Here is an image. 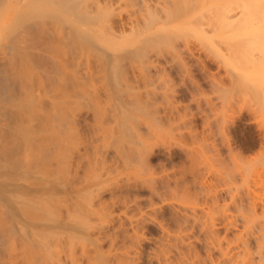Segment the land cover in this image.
<instances>
[{
    "label": "bare ground",
    "instance_id": "bare-ground-1",
    "mask_svg": "<svg viewBox=\"0 0 264 264\" xmlns=\"http://www.w3.org/2000/svg\"><path fill=\"white\" fill-rule=\"evenodd\" d=\"M263 166L264 0H0V264H264Z\"/></svg>",
    "mask_w": 264,
    "mask_h": 264
},
{
    "label": "rangeland",
    "instance_id": "rangeland-1",
    "mask_svg": "<svg viewBox=\"0 0 264 264\" xmlns=\"http://www.w3.org/2000/svg\"><path fill=\"white\" fill-rule=\"evenodd\" d=\"M238 114H239V113H238ZM235 115H236V114H235ZM243 115H245L244 112H243V113H240L238 116H235V117H237V118L234 119V120H235V121H234V129H235L234 131L236 132V129H237V132H236V133H237L239 136H241V137H239V136L236 134V135H237V139H236V138H235V139H236V142L238 143V145L240 144V143H239V142H240L239 140L242 139V138L244 139V141L241 140V141H243L242 143H243L244 145H243L242 143H241L242 145L240 144L241 146H244V147H245V148L243 147V148H244L243 151H244V150L246 151V152L244 151V155H246V156H247L248 158H250V159H253V158L255 157L256 153H257V155H258V153H259L257 147L259 148V144H258V143H259V141H260L261 134H260L259 127L257 126V123H256L255 121H253L254 119H253V120H249L250 122L248 121V122H249V125H248V124H246L247 122H245V121H247V119H246V120L243 119ZM240 117H241V120H239ZM238 118H239V119H238ZM236 119H238V120H236ZM252 121H253V123L255 122L256 124H253ZM235 122H236V123H235ZM242 122H243V123H242ZM244 122H245V123H244ZM251 123L253 124V126L251 125ZM244 124H245V125H244ZM237 125H239L240 127L242 126V127L239 128V126L237 127ZM255 125L257 126L256 129H254V126H255ZM256 126H255V127H256ZM246 127L249 128V129H245ZM239 129H241V130H239ZM243 129L246 130V132H245ZM257 129L259 130L258 132H257ZM242 130H243V131H242ZM239 131H240V132H239ZM241 132H243V133L240 134ZM256 134H257V135L259 134V135L257 136ZM236 135H235V133H234V136H235V137H236ZM242 135H243L244 137H243ZM246 136H247V137H246ZM256 137H257V139H258V137H260V138L258 139L259 141L256 139ZM238 138H240V139H238ZM245 139H248V140H245ZM249 140H251V141H249ZM245 141H246V142L249 141V143L247 142V143H248V144H247ZM253 141H255V142H253ZM256 141H258V142H256ZM244 142H245L246 144H245ZM249 144H250V145H249ZM247 146H248V148H247ZM253 146H254V147H253ZM255 146H256V148H255ZM252 147H253V148H252ZM259 150H260V148H259ZM260 152H261V151H260ZM259 154H260V153H259ZM257 155H256V156H257ZM257 167H258V165L255 166L254 169H253L252 172H251V175H250V176H251V177L253 176L252 178H254V179H251V177H250V180H251V181L257 179L256 175H254V174H257V173H255V172H256L255 169H256ZM263 167H264V166H263ZM257 169H258V168H257ZM257 169H256V170H257ZM259 170H260V168H259ZM257 172H259V171H257ZM255 177H256V178H255ZM261 177H262V175H260L258 178H261ZM263 178H264V175H263ZM263 178H262V179H263ZM262 179H261V181L259 180V181L261 182V183L259 182L261 185H260L259 183L257 184L258 181L255 182L256 185H259V186H260L259 189H258V186H256V185H255L256 188L252 187V182H253V181H252V182L249 181V183L251 184V185H249L250 188H251V189H252V188H253V189H258L257 192H260V189H261L262 187H264V186H263V185H264V184H263V183H264V179H263V180H262ZM262 181H263V182H262ZM262 184H263V185H262ZM253 186H254V183H253ZM263 190H264V188L262 189V191H263ZM255 192H256V190H255Z\"/></svg>",
    "mask_w": 264,
    "mask_h": 264
}]
</instances>
